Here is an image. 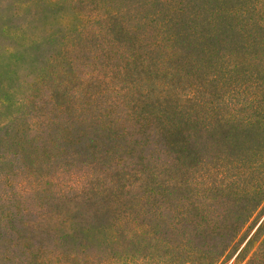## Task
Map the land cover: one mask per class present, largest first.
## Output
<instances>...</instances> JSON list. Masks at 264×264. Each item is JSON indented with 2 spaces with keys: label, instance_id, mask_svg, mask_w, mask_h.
Listing matches in <instances>:
<instances>
[{
  "label": "trees",
  "instance_id": "trees-1",
  "mask_svg": "<svg viewBox=\"0 0 264 264\" xmlns=\"http://www.w3.org/2000/svg\"><path fill=\"white\" fill-rule=\"evenodd\" d=\"M146 9L154 43L145 60L165 72L163 94H172L169 75L202 82L187 88V106L170 114L161 105L168 117L158 130H143L122 105L73 112L68 126L81 125L85 142L73 147L98 149L99 158L84 159L92 174L115 172L106 159L132 167L124 184L72 196L91 217L86 248L108 231L112 246L135 248L114 257L149 248L150 264H264V0H156ZM53 240L62 254L91 262L74 253L76 232Z\"/></svg>",
  "mask_w": 264,
  "mask_h": 264
},
{
  "label": "rangeland",
  "instance_id": "rangeland-1",
  "mask_svg": "<svg viewBox=\"0 0 264 264\" xmlns=\"http://www.w3.org/2000/svg\"><path fill=\"white\" fill-rule=\"evenodd\" d=\"M153 1L0 0V264H150L153 259L149 248H141L138 257H114L135 248L112 246L108 231L86 248L91 217L72 196L91 187L102 190L103 182L124 184L132 167L106 159L101 162L115 172L92 174L97 168L85 165L99 158L98 149L73 147L85 144L84 129L68 126L74 111L106 103L122 105L143 130H158L168 117L160 112L162 104L170 114L187 106V88L201 78L169 75L173 91L167 97L160 78L165 72L145 60L154 34L143 17ZM112 213L123 211L115 206ZM263 219L264 213L258 224ZM73 231L82 239L74 253L88 254L91 262L56 247L55 236ZM103 244L109 249L100 255Z\"/></svg>",
  "mask_w": 264,
  "mask_h": 264
}]
</instances>
